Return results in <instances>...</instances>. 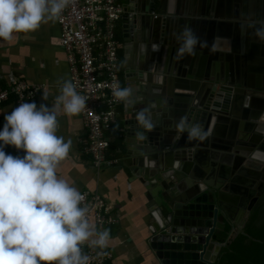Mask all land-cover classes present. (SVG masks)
<instances>
[{
    "label": "water",
    "instance_id": "95a60500",
    "mask_svg": "<svg viewBox=\"0 0 264 264\" xmlns=\"http://www.w3.org/2000/svg\"><path fill=\"white\" fill-rule=\"evenodd\" d=\"M263 1L251 9L246 0L124 4V39L141 49L128 74L153 91L127 114L118 164L147 211L150 264H218L226 226L245 228L264 193V41L254 34L264 27ZM186 27L208 46L179 58ZM144 109L151 131L137 122ZM181 118L207 135L189 140L176 129Z\"/></svg>",
    "mask_w": 264,
    "mask_h": 264
},
{
    "label": "clouds",
    "instance_id": "9594fccd",
    "mask_svg": "<svg viewBox=\"0 0 264 264\" xmlns=\"http://www.w3.org/2000/svg\"><path fill=\"white\" fill-rule=\"evenodd\" d=\"M71 0H0V38L9 40L14 32H29L41 22L56 19ZM264 41V27L254 33ZM177 56L195 55L196 47H207L189 27L178 35ZM133 90L113 87L118 102L132 103ZM47 99V93L42 94ZM86 106L70 80L60 83L59 95L50 107L24 102L4 115L0 129V264H88L81 245L105 248L110 230L97 232L86 219L87 208L80 207L83 196L56 174L57 164L72 146L58 136L59 109L66 115L80 113ZM138 124L151 131L154 124L147 109L137 113ZM177 131L189 140L203 139L207 133L199 124L181 118ZM143 132L137 137L143 138ZM4 145H13L25 154H6ZM95 236L94 239H90Z\"/></svg>",
    "mask_w": 264,
    "mask_h": 264
},
{
    "label": "crops",
    "instance_id": "0c3cea01",
    "mask_svg": "<svg viewBox=\"0 0 264 264\" xmlns=\"http://www.w3.org/2000/svg\"><path fill=\"white\" fill-rule=\"evenodd\" d=\"M256 1L246 0L248 9H251ZM121 2L126 4L128 0H121ZM262 5H264V1ZM247 12L249 13L250 10ZM117 35L121 42L119 56L122 69V88L129 87L133 90L132 103L122 101L110 135L111 144H114V134H116V138H119L117 142L120 144L115 152L113 147L109 150V156L119 160L122 158V155L119 156L124 140L123 138L121 141V134L124 130V122L128 118L127 114L135 105L137 97L142 91H145V94L147 91L152 92L153 86L146 84L138 86L131 82L128 74L130 63L140 56L141 49L135 43H129L124 39L122 21L118 23ZM59 36L60 29L57 20L54 19L41 22L35 31L14 32L9 40L0 38V82L2 86L8 87L12 77L23 80L30 86L39 88L36 99L29 102H35L37 106L43 103L51 107L55 97L59 95L60 83L64 80H71L66 54L59 44ZM44 93H47L46 100L42 99ZM17 105L15 99L0 105V129L5 123L4 115L11 112ZM57 119L56 134L64 137L65 141L68 139L72 141L67 157L56 166L58 178L64 179L79 192L89 191L99 194L105 202L107 213L117 219L113 224L106 226H98L93 220L89 222L97 232L104 229L110 230V239L107 246L103 248L113 254L110 264H150L149 258L145 256L147 252L143 246V231L147 227L148 215L142 206V199L135 189V185L123 173L119 164L104 169H96L93 166L91 157L84 152V142L87 136L81 113L66 115L61 108ZM113 144L112 146H114ZM3 150L6 154L13 156L22 157L25 154L24 150L17 149L13 145H4ZM237 217L241 219L240 212ZM243 229L237 228L232 232L230 226L227 231L228 239L235 237L236 232L239 235ZM94 238L95 236L90 239ZM89 243L90 241L84 242L87 246ZM227 243L224 242L222 245L220 258Z\"/></svg>",
    "mask_w": 264,
    "mask_h": 264
},
{
    "label": "built area",
    "instance_id": "2783aa9c",
    "mask_svg": "<svg viewBox=\"0 0 264 264\" xmlns=\"http://www.w3.org/2000/svg\"><path fill=\"white\" fill-rule=\"evenodd\" d=\"M124 14L121 0H71L56 18L59 29V44L64 49L69 66L70 81L76 91L85 98L86 106L80 112L86 130L84 152L91 157L96 169L111 168L119 163L109 159L107 132L116 122L122 103L115 100L113 87L122 88L121 61L117 27ZM156 17L155 13H153ZM39 88L12 77L9 86L0 82V105L12 99L17 104L33 101ZM83 196L80 207L87 208L86 219L98 226L113 224L117 219L107 213L104 200L99 194L80 192ZM89 257L88 264H110L112 252L81 245Z\"/></svg>",
    "mask_w": 264,
    "mask_h": 264
},
{
    "label": "trees",
    "instance_id": "16d2710c",
    "mask_svg": "<svg viewBox=\"0 0 264 264\" xmlns=\"http://www.w3.org/2000/svg\"><path fill=\"white\" fill-rule=\"evenodd\" d=\"M111 131L112 129L107 132L109 146L106 150V156L109 159H112L109 156V150L113 147V151L115 152L117 150V146L120 144L117 142L119 138L117 137V139L116 134H114V144L112 143L114 146H112L110 143ZM118 135L119 134L117 133V136ZM122 140L123 133L121 134V141ZM120 155L121 153L119 156ZM113 158L115 159L116 157ZM229 229L230 226L227 225L226 230L224 231L225 233L223 232V236L221 238L222 242L228 243L218 261V264H264V219L257 223V216L254 214L244 228L243 233L228 239L227 231H229Z\"/></svg>",
    "mask_w": 264,
    "mask_h": 264
},
{
    "label": "flooded vegetation",
    "instance_id": "af4514ba",
    "mask_svg": "<svg viewBox=\"0 0 264 264\" xmlns=\"http://www.w3.org/2000/svg\"><path fill=\"white\" fill-rule=\"evenodd\" d=\"M257 197L258 200L255 203L252 212L250 213V216L248 217V220L246 221L245 225L250 221V219L253 217L254 214H256L257 216V223H259L261 219L264 217V193L263 195H257Z\"/></svg>",
    "mask_w": 264,
    "mask_h": 264
},
{
    "label": "rangeland",
    "instance_id": "374dc122",
    "mask_svg": "<svg viewBox=\"0 0 264 264\" xmlns=\"http://www.w3.org/2000/svg\"><path fill=\"white\" fill-rule=\"evenodd\" d=\"M121 21H122V19H121ZM121 21H120V22H121ZM68 67H69V66H68Z\"/></svg>",
    "mask_w": 264,
    "mask_h": 264
}]
</instances>
